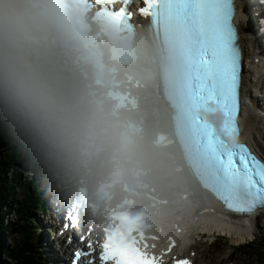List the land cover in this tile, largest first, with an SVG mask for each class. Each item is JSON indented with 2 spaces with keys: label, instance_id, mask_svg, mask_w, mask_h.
I'll return each instance as SVG.
<instances>
[{
  "label": "snow or ice",
  "instance_id": "6c2138e0",
  "mask_svg": "<svg viewBox=\"0 0 264 264\" xmlns=\"http://www.w3.org/2000/svg\"><path fill=\"white\" fill-rule=\"evenodd\" d=\"M96 0L101 6L98 15L115 23H127L133 0ZM88 4L89 0H79ZM139 9L144 17L175 38L184 53L189 86V103L198 120L212 161V185L215 194L226 206L238 212H253L264 206V163L243 144L229 138L238 134L236 117L239 111L238 89L240 53L232 23L233 0H144ZM225 116L223 127L217 128L202 113ZM74 213L69 220L74 226ZM67 227V225H66ZM102 264H161V259L141 246L123 227L109 229L101 244ZM80 253H77V258ZM176 264H190L178 260Z\"/></svg>",
  "mask_w": 264,
  "mask_h": 264
},
{
  "label": "bare ground",
  "instance_id": "6f19581e",
  "mask_svg": "<svg viewBox=\"0 0 264 264\" xmlns=\"http://www.w3.org/2000/svg\"><path fill=\"white\" fill-rule=\"evenodd\" d=\"M239 5H242V7L238 8L237 10V26L240 30L239 42L242 48V61L246 64L242 83V96L244 101V138L246 141L251 143L255 147L256 151H259L264 157V142L262 141L264 135V56L262 55V51H264V48L261 47V44L258 40L257 36L259 33L254 31L252 28V24L257 26V19L255 18L256 16H248L245 14L243 0H239ZM134 23H136V21H133V24ZM258 32H260V29H258ZM261 34L264 35V31H262ZM137 36H139L140 51H143L144 54L152 53L154 46L147 33L142 31L140 34L137 33ZM30 55L37 63L38 60L36 59V56L33 57V52H31ZM138 62L140 65L147 64L150 67L147 62L151 61L148 57H144ZM139 64L137 66H139ZM137 66L135 67L136 69H138ZM152 66L154 65L152 64ZM150 68H146L145 72L149 74V78H151L153 75V77L157 79L156 72L154 70L151 71ZM138 71L141 73V70L138 69ZM63 79L64 78L54 79L52 77L50 80L52 83H56L57 81L60 83ZM153 82H155V79H150V84H153ZM58 83L54 84L58 90L64 89L67 85L71 87L74 86V94L77 98L79 97V92L76 90L75 83L74 85L72 82L63 83L61 85ZM126 85L131 86L132 84ZM141 87L143 88V84L140 81L138 88ZM148 89L149 88H147V90ZM133 90L137 92V88ZM151 93L153 98L152 105L154 109L161 114L158 128L161 131L167 130L169 128L168 110L166 105L161 101L160 93L158 92L156 84L155 87L152 88ZM84 100V111L86 112L89 101L86 99ZM81 107L82 106H80V108ZM80 108L78 104L75 105V108H72V114L76 115L77 118H80L82 112ZM85 115H87V112ZM77 137H80V135H77ZM73 141L76 140L73 138ZM142 151L143 150H141V152ZM152 151L158 152V147H152ZM165 152L169 155L171 162L170 165L167 166L165 164L164 167L154 168V171H162L163 169L167 171L168 176L166 178L169 181L171 188L175 192V197L169 198V195L165 192L169 185L166 182L163 183L162 195L165 198L166 203L165 205H161V207L158 208L160 209V211L157 212L159 214V225L164 222L169 223L173 227L171 230H174L176 234H180V237L182 236V232H191L199 227L202 229V231H200L202 234L220 233L232 237L236 242L249 241L252 236L251 228L258 218L256 217L257 214L254 216L256 218H252L254 219V222H252V219H250L245 223H243L241 217H227L224 214L225 212L222 206L210 194L200 188L190 173L186 172L187 170L183 169L182 174L174 173V168L172 165L177 159V151L175 147L171 146L167 148ZM65 173L68 174V172H63V174ZM263 214L264 213L261 215ZM4 219L6 220V216ZM55 221H57V219L49 221L50 226L47 228V231L53 230V226L56 223ZM47 235L48 238H46V241L47 244L50 245H47V250L50 252V257L55 263L64 264V261L62 262L60 259V253H57L58 249L56 248V244L59 245V243L53 241V239H49V236H54L52 235V232L47 233ZM179 239L180 238L178 237L177 241H179ZM205 254L206 253H204V255Z\"/></svg>",
  "mask_w": 264,
  "mask_h": 264
},
{
  "label": "clouds",
  "instance_id": "9594fccd",
  "mask_svg": "<svg viewBox=\"0 0 264 264\" xmlns=\"http://www.w3.org/2000/svg\"><path fill=\"white\" fill-rule=\"evenodd\" d=\"M60 23L57 0H0V94L36 118H64L71 111L30 55Z\"/></svg>",
  "mask_w": 264,
  "mask_h": 264
},
{
  "label": "trees",
  "instance_id": "16d2710c",
  "mask_svg": "<svg viewBox=\"0 0 264 264\" xmlns=\"http://www.w3.org/2000/svg\"><path fill=\"white\" fill-rule=\"evenodd\" d=\"M0 94V99L2 100ZM29 115L6 102L0 109V264H34L31 246L39 238V228L34 225L35 208L40 206L41 192L33 178L24 179L28 172L46 174L50 169L40 148V140L29 121ZM39 118L34 117V124ZM13 170L12 178L8 173ZM19 194L22 195L19 200ZM9 197V199H8ZM21 201L15 210L22 217L21 223L8 233L15 245H6L4 218L11 212V203ZM8 228V229H9ZM12 236L14 239H12ZM20 238V240H19ZM7 260H9L7 262Z\"/></svg>",
  "mask_w": 264,
  "mask_h": 264
},
{
  "label": "rangeland",
  "instance_id": "374dc122",
  "mask_svg": "<svg viewBox=\"0 0 264 264\" xmlns=\"http://www.w3.org/2000/svg\"><path fill=\"white\" fill-rule=\"evenodd\" d=\"M149 81L150 78L147 80V84L149 85ZM152 87V85H150ZM143 95H147V97H149V100H151V94L147 91L141 93ZM3 101V99H2ZM1 99H0V109H1V105H6L4 103H2ZM145 108L148 111H154L152 105L150 104L149 101H146V105ZM32 118V115L27 114ZM72 115V114H71ZM28 117V116H27ZM64 120L66 121L63 124V130H67L68 129V123L70 122L71 118H58V117H52V121L53 123H55V125L60 124V121ZM149 127H152L151 125H149ZM53 135H52V139H53V148L55 151H52V149H47L50 150L49 152V159H57V154L58 151L61 150V148L59 147V145L63 142L62 140V132L60 130H58L57 127H53ZM62 133V134H61ZM149 144V143H146ZM61 161H63V158L57 159V163L56 164H62ZM145 161H148L147 164L149 166H153V167H157L160 165H163L164 162L162 160H160V157H157V160H155L154 157H152V154H147ZM154 161V162H153ZM68 162V161H67ZM67 166V165H66ZM68 167V166H67ZM162 171H160V173H162ZM15 172L13 170H11L8 173V178L11 179L12 175ZM62 174V173H61ZM60 174V175H61ZM60 175H51L50 178H48V181L45 182L44 184H42V192H41V206L44 207V214L41 213L43 216H39L36 212H35V220L38 222H48L50 220H54V219H59L60 221H62L60 214L56 215L55 218L52 217V213L53 210L59 205L58 202V198H65L61 192V184L63 182V177ZM27 176H23V178H25ZM28 178V177H27ZM163 179V178H162ZM151 180L154 182V184H156L158 181H156V177L151 178ZM165 182L168 183V188H166V194L169 195V197H175V192L173 191V189L171 188L169 181L167 179H165ZM161 187H163V185H161ZM68 191L72 190V187H70L69 189H66ZM162 190V189H161ZM46 194H48V197H46ZM9 199V197H8ZM19 199H21V197L19 196ZM15 201V200H14ZM50 213V215H49ZM43 218V221H42ZM14 221V222H12ZM20 221L19 216H17L16 214V218L15 216H8L6 217L5 220V224L8 225L9 223L14 224V227H17L18 223ZM56 223L54 224L53 228H56L55 230L57 231L56 236H49V239H53V241L58 242L61 245H64L65 239L63 236H60V233L58 232V230H60V226L57 225V221H55ZM252 222H254V219H252ZM161 231H163V229H161ZM200 231H202L201 228L197 227L196 230L191 231L189 234H186L188 236H186L184 238V242H188V244L190 245L189 250L187 249H180V252H188L190 253H195V250L197 251V260L199 261V264H228V263H232V264H264V215L262 216L261 219H257V221H255L253 227L251 228V232H252V236L250 238L249 241L245 242L244 245L247 246L246 248H242V249H236L233 248L234 246L239 247V243L242 242H236L232 237L227 236V235H223L220 233L217 234H202ZM169 232H165V234H167ZM164 234V235H165ZM5 235L6 231H5ZM217 238H221L219 239L218 242H215V240ZM46 239V233L44 235V240ZM182 239V238H181ZM20 240V238H19ZM6 242L8 245H10L12 247V242L10 240L6 239ZM242 246V245H241ZM47 248V247H46ZM191 250H193L191 252ZM204 253H206L204 255ZM229 256H232L233 259H229ZM9 260H7L8 262ZM58 264V263H56Z\"/></svg>",
  "mask_w": 264,
  "mask_h": 264
}]
</instances>
